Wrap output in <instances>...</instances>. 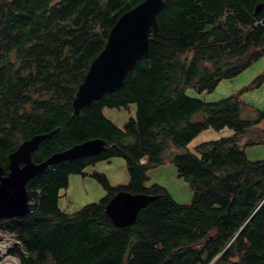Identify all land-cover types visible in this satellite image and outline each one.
<instances>
[{
	"label": "trees",
	"instance_id": "obj_1",
	"mask_svg": "<svg viewBox=\"0 0 264 264\" xmlns=\"http://www.w3.org/2000/svg\"><path fill=\"white\" fill-rule=\"evenodd\" d=\"M140 0H0V164L33 133L57 127L31 154L99 136L105 150L50 164L26 181L34 198L27 213L0 217V230L19 241V264H264V158L249 160L239 146L247 131L264 140V111L243 117L238 93L206 101L186 93L212 90L264 54V0H164L148 52L120 87L77 114L71 100L90 61L118 16ZM263 3L254 14L255 6ZM264 72L253 80L258 85ZM134 106L121 126L105 107ZM231 135L185 145L203 129ZM247 142H253L249 139ZM168 146L193 195L175 202L164 189L145 185L146 169L164 160ZM120 155L128 180L105 189L96 202L67 213L57 204L69 172ZM145 157L144 161H140ZM118 189L157 194L126 226L113 224L104 205Z\"/></svg>",
	"mask_w": 264,
	"mask_h": 264
},
{
	"label": "water",
	"instance_id": "obj_2",
	"mask_svg": "<svg viewBox=\"0 0 264 264\" xmlns=\"http://www.w3.org/2000/svg\"><path fill=\"white\" fill-rule=\"evenodd\" d=\"M164 0H140L124 10L107 32L106 42L90 61L71 100L72 112L100 98L104 93L120 87L126 73L133 69L137 59L148 52L150 30L157 29V14ZM263 3L255 6L254 14ZM57 127L36 132L22 139L8 153L7 171L0 164V217H13L28 212L26 181L56 162L94 155L105 150V141L99 136L86 138L60 150H54L43 159L33 161L32 152L41 140L55 134ZM157 194L118 189L104 205L111 222L123 227L136 220L138 210Z\"/></svg>",
	"mask_w": 264,
	"mask_h": 264
},
{
	"label": "rangeland",
	"instance_id": "obj_3",
	"mask_svg": "<svg viewBox=\"0 0 264 264\" xmlns=\"http://www.w3.org/2000/svg\"><path fill=\"white\" fill-rule=\"evenodd\" d=\"M263 72L264 54L231 78H222L212 90H198L192 85L187 87L185 91L190 96L206 101H215L238 93L237 96L248 105L243 108L242 116L253 117L255 115L254 109L264 111V80L258 85L253 84V80ZM133 112V105L128 108L105 107L104 109V114L118 126H121L130 115H133ZM232 132L233 130L227 127L219 130L207 127L193 137L185 147L196 151L195 145L198 143L231 135ZM249 139H252L253 142H247ZM238 142L239 146L244 149L247 159L259 160L264 158V140L256 132H245ZM183 149L184 147L168 146L164 152L163 162L151 165L146 169L147 179L144 182L145 185L153 184L164 189L177 203L189 202L193 195L190 178L179 175L173 161L174 153ZM144 160L145 157L140 159V161ZM94 172L104 174L111 185L125 183L128 180L127 166L124 158L120 155H110L87 163L80 171L69 172L67 185L58 188L57 204L61 210L67 213L74 212L86 203L98 201L105 194L103 185L96 176H93ZM9 252L11 253V251ZM14 260L16 263L18 262L16 256L7 255L3 264H9V261Z\"/></svg>",
	"mask_w": 264,
	"mask_h": 264
},
{
	"label": "built area",
	"instance_id": "obj_4",
	"mask_svg": "<svg viewBox=\"0 0 264 264\" xmlns=\"http://www.w3.org/2000/svg\"><path fill=\"white\" fill-rule=\"evenodd\" d=\"M254 24L256 25H264V14L259 16L255 21ZM28 203V207L30 205H32L34 203V198L33 197H28L27 200ZM31 210L30 207L28 208V211ZM2 242L5 243L6 247L1 250L0 249V264H3L5 261V256H7L8 254H10L11 256H16L18 258V262L13 263V264H19L20 263V259L19 256L17 254H13L10 253L9 251H11V249L13 247H15V245L19 246V241L15 238V236L9 232V231H2L0 230V245L2 244ZM9 248V249H8ZM8 249V251H7Z\"/></svg>",
	"mask_w": 264,
	"mask_h": 264
},
{
	"label": "bare ground",
	"instance_id": "obj_5",
	"mask_svg": "<svg viewBox=\"0 0 264 264\" xmlns=\"http://www.w3.org/2000/svg\"><path fill=\"white\" fill-rule=\"evenodd\" d=\"M5 247H6L5 243L2 242V244L0 245V249L3 250ZM8 255H10V254H8ZM9 259H10V258H9ZM9 259H8V260H9ZM7 262H8V261H7ZM9 262H10L9 264H12V262H15V260L12 261V262H11V261H9Z\"/></svg>",
	"mask_w": 264,
	"mask_h": 264
},
{
	"label": "flooded vegetation",
	"instance_id": "obj_6",
	"mask_svg": "<svg viewBox=\"0 0 264 264\" xmlns=\"http://www.w3.org/2000/svg\"><path fill=\"white\" fill-rule=\"evenodd\" d=\"M39 145H40V143L38 144L37 148L32 152V154H33L34 152H36V151H40V152H42V151L40 150V148H39Z\"/></svg>",
	"mask_w": 264,
	"mask_h": 264
},
{
	"label": "clouds",
	"instance_id": "obj_7",
	"mask_svg": "<svg viewBox=\"0 0 264 264\" xmlns=\"http://www.w3.org/2000/svg\"><path fill=\"white\" fill-rule=\"evenodd\" d=\"M29 197V196H28Z\"/></svg>",
	"mask_w": 264,
	"mask_h": 264
}]
</instances>
